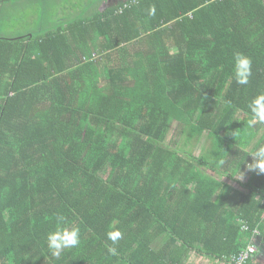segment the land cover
<instances>
[{
    "label": "trees",
    "instance_id": "obj_1",
    "mask_svg": "<svg viewBox=\"0 0 264 264\" xmlns=\"http://www.w3.org/2000/svg\"><path fill=\"white\" fill-rule=\"evenodd\" d=\"M26 1L45 29L3 27L0 10V264L229 263L253 240L248 264L264 261V174L235 176L264 144L247 107L264 91V0H81L50 22L47 0L0 3ZM58 215L81 243L54 256Z\"/></svg>",
    "mask_w": 264,
    "mask_h": 264
},
{
    "label": "clouds",
    "instance_id": "obj_2",
    "mask_svg": "<svg viewBox=\"0 0 264 264\" xmlns=\"http://www.w3.org/2000/svg\"><path fill=\"white\" fill-rule=\"evenodd\" d=\"M154 11H155L154 9H151L149 11V14L150 15L154 14ZM232 73L236 83H238L239 85H247L252 76L251 59L242 53H235L233 58ZM247 107L250 112V119L248 121L249 126L256 124L264 125V91L256 95L247 105ZM250 156L252 157V162L247 164V169L244 168L246 169V171H242L245 172V174L240 173L241 180L244 179H246V181L249 180L250 177L252 176L251 175L252 172H257L258 174H264V144H260L258 147H256ZM122 235L123 234L120 230L113 229L108 231L107 238L112 242L113 245H115L122 238ZM80 243H81V238H80L79 227H76L74 226V224L67 221L65 216L58 215L56 217L55 230L50 231L47 234V244L52 254L54 256H59L61 251H63L64 249L78 247ZM251 244L256 245L254 240L251 241ZM248 251L252 252L253 249L249 248ZM108 252L112 256L117 255L116 247H109ZM257 252H258V248H257ZM256 253L252 258L255 257ZM234 256L236 255H233L231 257L229 264H232V258Z\"/></svg>",
    "mask_w": 264,
    "mask_h": 264
},
{
    "label": "rangeland",
    "instance_id": "obj_3",
    "mask_svg": "<svg viewBox=\"0 0 264 264\" xmlns=\"http://www.w3.org/2000/svg\"><path fill=\"white\" fill-rule=\"evenodd\" d=\"M80 1L81 0H47V7L44 9L48 22L52 21L51 19L57 14H64V16L69 15L72 12L80 11ZM83 0L82 2H84ZM14 5V4H13ZM12 4L2 7L3 14L5 19H3V27L10 25L11 28L16 30L18 33H35L39 29H45L47 27L45 24L38 25L39 21L37 16L41 15L43 12V6L40 2H24L20 4L18 2L17 6L13 7ZM13 8L16 10L13 11ZM46 21V19H45ZM49 25V24H48ZM9 27V26H8ZM180 128L175 123L170 132L168 142L172 137L179 139L178 131ZM205 140L202 139L201 143L197 146V153H200ZM240 173L245 174L242 171H236V177L240 178ZM246 182V179L243 180ZM238 186V185H237ZM236 186V187H237ZM257 264H264V261H261Z\"/></svg>",
    "mask_w": 264,
    "mask_h": 264
},
{
    "label": "crops",
    "instance_id": "obj_4",
    "mask_svg": "<svg viewBox=\"0 0 264 264\" xmlns=\"http://www.w3.org/2000/svg\"><path fill=\"white\" fill-rule=\"evenodd\" d=\"M2 7H4V6L2 3H0V10L2 9ZM201 152H202V150H200V153H197V151H195L194 154L199 156V155H201ZM205 174L207 175L206 178H208L209 180H217L220 177V176L216 175L215 173H213L212 171H205ZM238 184L239 183H235L234 184L235 187ZM236 189L242 190L241 186H239V185L236 187ZM230 205H233V202ZM257 263H259V261H257L256 264ZM187 264H229V263L224 262V260L214 259L212 257L200 256L196 252H193L191 254L190 260H188Z\"/></svg>",
    "mask_w": 264,
    "mask_h": 264
},
{
    "label": "built area",
    "instance_id": "obj_5",
    "mask_svg": "<svg viewBox=\"0 0 264 264\" xmlns=\"http://www.w3.org/2000/svg\"><path fill=\"white\" fill-rule=\"evenodd\" d=\"M243 231H247L248 227L244 225L242 227ZM255 235H259V231L255 230L254 231ZM252 248L253 251L249 252L248 249ZM257 252V247L254 244H249V246L243 250L242 252L239 253V255H236L232 258V264H247V262L254 256V254Z\"/></svg>",
    "mask_w": 264,
    "mask_h": 264
}]
</instances>
